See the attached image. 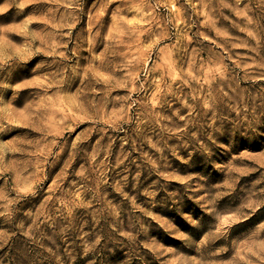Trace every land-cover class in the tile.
<instances>
[{"label": "rangeland", "instance_id": "374dc122", "mask_svg": "<svg viewBox=\"0 0 264 264\" xmlns=\"http://www.w3.org/2000/svg\"><path fill=\"white\" fill-rule=\"evenodd\" d=\"M0 264H264V0H0Z\"/></svg>", "mask_w": 264, "mask_h": 264}]
</instances>
